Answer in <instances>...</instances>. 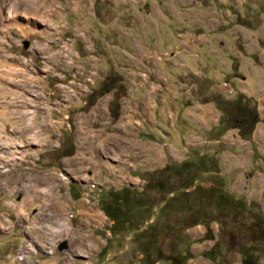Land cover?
<instances>
[{
  "label": "rangeland",
  "instance_id": "1",
  "mask_svg": "<svg viewBox=\"0 0 264 264\" xmlns=\"http://www.w3.org/2000/svg\"><path fill=\"white\" fill-rule=\"evenodd\" d=\"M219 104L257 109L249 137L232 119L219 127ZM15 124L30 130L0 135V264H139L141 236L112 239L100 208L125 187L136 219L158 228L189 216L180 199L206 212L161 240L164 256L240 264L249 234L236 239L209 202L218 186L245 200L250 223L264 215V0H0V134ZM191 181L187 193L200 189L160 211Z\"/></svg>",
  "mask_w": 264,
  "mask_h": 264
},
{
  "label": "trees",
  "instance_id": "2",
  "mask_svg": "<svg viewBox=\"0 0 264 264\" xmlns=\"http://www.w3.org/2000/svg\"><path fill=\"white\" fill-rule=\"evenodd\" d=\"M220 110L222 114L219 119V127H222V130H226L230 126L231 121H234V125L236 126L233 127L238 128L240 136L243 138L251 135L254 125L259 120L256 108L249 109L245 107L231 114L220 105ZM165 168L174 170L176 174L181 173L180 169H178L179 167L176 165L171 167L166 166ZM180 168L182 170V167ZM158 183L161 184V180ZM193 185L194 181H191L190 184L184 186L181 190L172 189L173 195L163 202L160 211H169L170 207L172 208V205L175 206V202L182 198L184 194L185 196H189L196 189H200V186H196L191 193H187L185 189ZM211 190L216 194L214 199L209 202V211L215 212L217 217L221 215L222 218L229 221L231 230L237 236L236 239L239 236L249 234V244L241 250L240 264H257L258 243L264 239V215L254 212V219L250 223V218L248 219L247 216H243V213H246L248 210L245 200L237 198L228 192H222L218 186L212 187ZM137 195L138 192L134 188L125 187L118 192L110 193L109 198H103L101 201L100 208L111 223L110 231L112 239L115 237L123 239L131 232L134 233L133 235L139 234L141 237L140 241H138V249L143 254L139 264H156L164 258L172 262V264H185L191 258L187 249L185 248L181 252H172V255L168 257L164 256L161 252V240L170 237L177 241L176 233L181 236L183 233L182 229L184 230L185 227L206 222V212L197 211L195 206H191L189 203L186 204L180 199V204H178L181 206L180 208H184L185 210L183 211H192L189 216L186 219H177L176 221L164 223L158 228L159 225L155 221L149 222L146 219V214L136 219L135 213L141 208L140 205L136 204ZM142 225L147 226L142 229L140 228ZM219 243L217 246L203 252V256L209 259L211 263H216L220 255L221 247H219ZM108 250L109 246L106 244L101 251L106 253Z\"/></svg>",
  "mask_w": 264,
  "mask_h": 264
},
{
  "label": "crops",
  "instance_id": "3",
  "mask_svg": "<svg viewBox=\"0 0 264 264\" xmlns=\"http://www.w3.org/2000/svg\"><path fill=\"white\" fill-rule=\"evenodd\" d=\"M151 24H152V22H151ZM165 47V46H164ZM166 50L167 49H169L170 51H172L173 49H172V47L171 46H169V45H166V48H165ZM172 56H175V52H171L170 53ZM165 55V54H164ZM167 63H169V62H167ZM169 65H175L173 62L171 63V64H169ZM16 69H19V67H17ZM21 69V68H20ZM22 72H24V73H28L29 72V70H28V68H23L22 67ZM14 77H11V79H13ZM15 78H17V77H15ZM18 79V78H17ZM18 85V84H17ZM15 88H13L12 90H14ZM18 117L20 118L21 117V115L20 116H15V115H5V117H4V119H5V122H7V123H9V125L11 126V127H13L12 125H13V123H15L16 121H18L17 119H18ZM25 120V119H24ZM24 120H23V118L21 119V122H24ZM16 127V128H15ZM2 130V134H0L1 136H4V135H6L7 137L8 136H12L13 138H15V137H19L18 138V140L20 139V138H22V137H24V135H25V133H27V132H29V130L30 129H28V128H24V126H18V125H14V130L12 129V131H10L9 130V132H10V134L8 135L7 133L5 134L4 132H6L5 131V129H1ZM8 132V131H7ZM31 133V135L32 134H35V130L32 132H30ZM15 136V137H14ZM5 141V143H9V142H7V140L5 139L4 140ZM15 141V139H13L11 142L13 143ZM17 142V141H16ZM14 144H16V143H14ZM10 146V148H8L9 149V153L10 154H15V152H16V149H13V148H17V146L16 145H14L13 146V144L11 145H9ZM19 148H22L21 147V144L19 143V146H18ZM14 157H16L15 155H14ZM137 178H138V175H137ZM1 213H4V211L3 212H1ZM5 242L4 240H0V244H1V242Z\"/></svg>",
  "mask_w": 264,
  "mask_h": 264
},
{
  "label": "water",
  "instance_id": "4",
  "mask_svg": "<svg viewBox=\"0 0 264 264\" xmlns=\"http://www.w3.org/2000/svg\"><path fill=\"white\" fill-rule=\"evenodd\" d=\"M28 45H29L28 42H25V43H24L25 48H27ZM67 247H68L67 242L63 241V242H61V243L59 244V246H58V250H59V251H63V250H65V249H67Z\"/></svg>",
  "mask_w": 264,
  "mask_h": 264
},
{
  "label": "built area",
  "instance_id": "5",
  "mask_svg": "<svg viewBox=\"0 0 264 264\" xmlns=\"http://www.w3.org/2000/svg\"><path fill=\"white\" fill-rule=\"evenodd\" d=\"M92 193V192H91ZM90 194V193H89ZM96 195V194H95ZM97 196H99V193H98V195Z\"/></svg>",
  "mask_w": 264,
  "mask_h": 264
}]
</instances>
